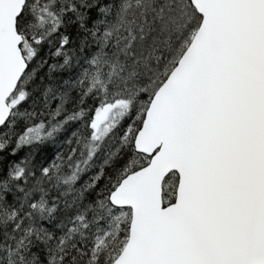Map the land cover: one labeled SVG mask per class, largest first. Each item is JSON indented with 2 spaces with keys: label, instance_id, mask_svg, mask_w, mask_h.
I'll return each instance as SVG.
<instances>
[{
  "label": "snow or ice",
  "instance_id": "6c2138e0",
  "mask_svg": "<svg viewBox=\"0 0 264 264\" xmlns=\"http://www.w3.org/2000/svg\"><path fill=\"white\" fill-rule=\"evenodd\" d=\"M0 264H264V0H0Z\"/></svg>",
  "mask_w": 264,
  "mask_h": 264
}]
</instances>
